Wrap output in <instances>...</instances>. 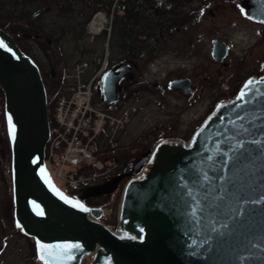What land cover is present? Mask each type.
<instances>
[{
	"label": "water",
	"instance_id": "water-1",
	"mask_svg": "<svg viewBox=\"0 0 264 264\" xmlns=\"http://www.w3.org/2000/svg\"><path fill=\"white\" fill-rule=\"evenodd\" d=\"M0 39L8 46L0 47V86L14 214L18 227L35 237L40 257L52 264H82L88 256V264H264V76L217 103L188 140L163 137L134 164L113 228L101 219L104 207L54 181L46 165L51 128L41 69L1 26ZM108 77L99 90L112 102ZM187 82L175 79L171 86ZM41 243L80 247L48 256Z\"/></svg>",
	"mask_w": 264,
	"mask_h": 264
},
{
	"label": "flooded vegetation",
	"instance_id": "flooded-vegetation-1",
	"mask_svg": "<svg viewBox=\"0 0 264 264\" xmlns=\"http://www.w3.org/2000/svg\"><path fill=\"white\" fill-rule=\"evenodd\" d=\"M75 6L74 50L89 56L92 63L104 61V74L109 73L117 101L132 102L143 92L162 101L173 91L215 106L234 97L249 78L264 76V0H88L87 4L76 1ZM64 34L56 39L62 41ZM36 37L49 42L54 38L46 33ZM156 61L168 68L163 77L150 78L148 66ZM180 78L190 82L173 88L172 81ZM4 115L6 119L5 101ZM8 139L12 174L9 133ZM153 146L135 151L129 164L119 166L109 178L66 192L88 205L104 207L106 214L109 203L98 197H112L125 174ZM5 151L0 141V171ZM11 180L10 197L0 191V263L26 259L30 264H45L35 237L16 223Z\"/></svg>",
	"mask_w": 264,
	"mask_h": 264
},
{
	"label": "rangeland",
	"instance_id": "rangeland-1",
	"mask_svg": "<svg viewBox=\"0 0 264 264\" xmlns=\"http://www.w3.org/2000/svg\"><path fill=\"white\" fill-rule=\"evenodd\" d=\"M76 1L80 4H87L88 2V0H0V15L3 13H27L29 14L28 17L21 18L23 20L20 21V23L17 22L18 25L23 28H29L33 33L32 35L37 36L48 32L54 37V40L49 43L50 48L52 47L55 49L52 53V58L54 60V65L56 66L55 71L52 73L54 84L51 87V95L53 98L51 99V110L49 111L51 123L54 122L56 116V95L58 96L61 94L65 85V81L63 82L64 73H70L73 70V67L82 60H89L91 62L89 56H86L85 54L80 55V53L74 50L72 45L73 30L77 22ZM62 3L64 4L63 8L61 7ZM17 24L13 23L10 25L16 28ZM29 24H32V26L30 27ZM34 25H36L35 27L40 28L39 32L41 33L36 32L37 29ZM60 34H64V39L62 41L57 40L59 37L56 39L57 35ZM29 38L28 41L26 40L27 43L31 42L30 44H34L36 42L35 38ZM44 59V56H40L42 65H46ZM100 63L104 64V61H100ZM168 64H170V62ZM42 65L41 68L43 67ZM167 68L168 66H161L157 61L151 62V65L148 66L147 73H149L148 76L150 78H155V76L159 77L160 75L163 77ZM50 71L51 67L46 71V74L50 73ZM97 90L98 89L95 87L96 96H98ZM146 95L150 94L143 92L137 99L132 100V102L123 99V103L136 105L138 110L133 114L131 121L125 126V128L118 131L115 140L118 149L129 151L131 152V155L135 151L152 147L159 138L166 136L181 137L188 140L194 130L214 107V105L205 103L204 101L198 102L201 98L198 100H187L184 95L173 91L170 92L169 95L166 94L162 101H157V99L151 97L152 95L150 97H147ZM4 101L5 95L0 86V141H3L4 146L6 147L5 153L2 155L0 191L5 192L10 197V194L12 193L11 150L4 115ZM108 147V142H100V148L101 150H104L103 153L104 157H106V161L111 160L115 162L116 159L111 155L113 147L112 145L110 149ZM123 158H121V160L117 159L118 165L109 175H106L101 179L109 178L117 172L119 166L126 164L128 161L124 156ZM127 164H129V162ZM125 175L126 176L123 177L120 183V189H118V191L114 190V194L111 193V195L113 194L112 197H110V194H107L100 196L97 199L101 202L109 203L106 204L107 213L103 214L101 219L111 227H115L118 223L116 216L118 215L120 207L122 187L124 188L131 173ZM95 182L100 181L97 179ZM86 184L93 183L89 182ZM61 185H63L62 188L68 191L80 190L79 186H72L68 183ZM88 257L87 259H84L82 264H88L90 261ZM15 264L30 263L26 259H16Z\"/></svg>",
	"mask_w": 264,
	"mask_h": 264
},
{
	"label": "built area",
	"instance_id": "built-area-1",
	"mask_svg": "<svg viewBox=\"0 0 264 264\" xmlns=\"http://www.w3.org/2000/svg\"><path fill=\"white\" fill-rule=\"evenodd\" d=\"M65 85L56 95V116L46 146V165L61 184L80 186L109 175L117 160L98 155L100 142L114 146L119 130L131 120L135 105L119 106L96 96L104 83V64L89 60L64 73Z\"/></svg>",
	"mask_w": 264,
	"mask_h": 264
},
{
	"label": "trees",
	"instance_id": "trees-1",
	"mask_svg": "<svg viewBox=\"0 0 264 264\" xmlns=\"http://www.w3.org/2000/svg\"><path fill=\"white\" fill-rule=\"evenodd\" d=\"M29 14L24 13V14H20V13H9V14H2L0 15V26L2 28H4L5 30H7L9 33H11L14 38L16 39L17 43L21 46V48L28 53L29 55H31L33 57V59L38 63V65L41 68V61H40V56H44V62L46 63V65H42L43 67L41 68V72L43 73V80L45 82L46 88H47V94H48V107H49V111L51 110V99L53 98L51 95V87L54 84V79L52 77V73L55 71L56 66L54 65V60L52 58V53L53 51H55L54 48H50L49 45V41L46 39H41L40 37H36L35 35H32V31H30L29 28H23L22 26L18 25L17 22L20 23V21H22L23 19L21 18H25L28 17ZM17 24L16 28L10 24ZM38 24V23H37ZM30 27L32 26V24H29ZM36 25H34L35 27ZM32 27V28H34ZM37 29L36 32H39L40 28L35 27ZM34 28V29H35ZM35 29V30H36ZM31 34V35H29ZM46 34H48L49 36H51L48 32H46ZM35 38L36 42L34 44H30L31 42L27 43L26 40L28 41L30 38ZM54 40V38L52 39ZM51 67V71L50 73L46 74L47 70ZM50 115V113H49ZM203 121V120H202ZM200 125V124H199ZM198 125V126H199ZM161 138H159L158 140H160ZM111 155L114 156V158L120 159L123 158V156L127 159H129L131 152L126 151L123 149H118L115 148L113 149V151H111ZM124 159V158H123Z\"/></svg>",
	"mask_w": 264,
	"mask_h": 264
},
{
	"label": "snow or ice",
	"instance_id": "snow-or-ice-1",
	"mask_svg": "<svg viewBox=\"0 0 264 264\" xmlns=\"http://www.w3.org/2000/svg\"><path fill=\"white\" fill-rule=\"evenodd\" d=\"M0 47L2 48H7L8 46L5 44V42L0 39ZM9 51H12L11 48H8ZM252 84V81H248V85H251ZM241 97H243L245 95L244 92H241ZM87 210V209H85ZM43 213H41L42 215ZM238 215L240 216H243L245 215V210L244 209H241L240 212L238 213ZM18 226H20L18 224ZM221 228H228V224H223L221 225ZM215 231H219L218 229H214ZM223 234V233H221ZM39 243V242H38ZM41 248L44 250V252H47L48 253V256H51L52 255V249H56V248H61V249H64V250H70L72 248H78L80 247V245H77V244H63V245H50V244H43L41 243ZM67 259H71V256H67L66 257ZM41 259L45 260V264H52V260L48 259V257H46L43 253L41 254Z\"/></svg>",
	"mask_w": 264,
	"mask_h": 264
},
{
	"label": "bare ground",
	"instance_id": "bare-ground-1",
	"mask_svg": "<svg viewBox=\"0 0 264 264\" xmlns=\"http://www.w3.org/2000/svg\"><path fill=\"white\" fill-rule=\"evenodd\" d=\"M106 73V72H105Z\"/></svg>",
	"mask_w": 264,
	"mask_h": 264
}]
</instances>
